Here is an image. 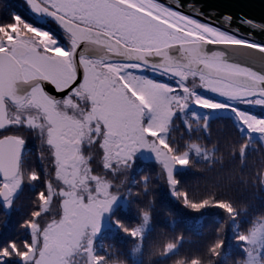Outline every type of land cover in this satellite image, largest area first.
Instances as JSON below:
<instances>
[{
  "label": "snow or ice",
  "instance_id": "6c2138e0",
  "mask_svg": "<svg viewBox=\"0 0 264 264\" xmlns=\"http://www.w3.org/2000/svg\"><path fill=\"white\" fill-rule=\"evenodd\" d=\"M25 2L36 23L17 13L0 21V131L13 126L8 103L34 111L16 126L39 128L50 145L71 125H86L99 139L101 130L135 128L145 115L162 119L189 101L232 111L240 103L264 106V42L241 35L231 13L216 23L203 5L183 0ZM236 19L264 31V19ZM13 254L24 256L14 242L0 248V264Z\"/></svg>",
  "mask_w": 264,
  "mask_h": 264
},
{
  "label": "trees",
  "instance_id": "16d2710c",
  "mask_svg": "<svg viewBox=\"0 0 264 264\" xmlns=\"http://www.w3.org/2000/svg\"><path fill=\"white\" fill-rule=\"evenodd\" d=\"M12 13L36 23L22 0H0V21L8 22ZM181 108L172 107L165 130L152 128L167 154L186 153L184 165L170 176L161 162L134 160L114 173L99 165L98 149L90 157L93 170L109 178L110 191L125 198L92 242L95 264H264V145L259 137L264 129L242 122L251 127L250 120L264 121V109L244 103L236 111ZM14 109L8 103V117ZM9 120L13 126L0 136L24 141L16 174L24 182L13 196L0 199V248L14 242L24 254L30 225L57 216L58 206L42 204L46 184L56 190L60 183L37 130ZM33 173L39 178L31 179ZM53 198L57 203L58 196ZM21 257L13 254L7 264H22Z\"/></svg>",
  "mask_w": 264,
  "mask_h": 264
},
{
  "label": "rangeland",
  "instance_id": "374dc122",
  "mask_svg": "<svg viewBox=\"0 0 264 264\" xmlns=\"http://www.w3.org/2000/svg\"><path fill=\"white\" fill-rule=\"evenodd\" d=\"M204 94L210 96L212 101H222V98L212 96L211 93ZM222 102L226 103V101ZM244 104L259 111V105L253 102ZM179 106L182 110H187L188 107L206 108L197 106L191 101ZM260 107L264 109V106ZM14 110L11 111L9 117L17 119L19 116L23 123L25 122L22 119L24 116H36L34 111L29 114ZM245 114L248 117L247 113ZM171 116L172 108L164 118L155 121L150 114H147L135 128L114 129L109 136H105L101 130L99 139H95L94 135H89L86 125L83 128L79 125H71L67 135L55 139L52 145L49 144L46 132L42 134L41 130L36 128L42 137V143L49 147L54 175L60 183V187L56 190L53 189L52 184H46L47 196L42 208L47 203L53 209L58 206V214L57 216L53 214L43 225L36 223L30 225V227L33 226V230L28 249L20 258L22 264H95L92 257V242L101 228L103 229L108 224L110 213L119 203L123 204L125 198L110 191L109 178L93 170L90 157L94 158L93 154H96L98 149L100 151L99 165L104 169H111L114 173L119 171L118 167L122 168L126 164H132L134 160L136 162L137 160L161 162L170 176L175 168L184 165L186 153L176 157L170 156L160 146L161 141L155 135L156 132L148 134L143 129L151 127V129L164 128L165 130L164 126L167 125ZM242 122L249 129H264L262 119L248 121L251 127L245 124L244 120ZM259 137L264 145V130ZM110 164H114V167L110 168ZM22 182L24 181L21 176L15 175L1 182V185L5 183L9 187L10 196H13L21 187ZM54 196H58L57 203L53 200ZM251 237L254 239L255 235ZM47 244L50 245L48 252L44 250Z\"/></svg>",
  "mask_w": 264,
  "mask_h": 264
},
{
  "label": "water",
  "instance_id": "95a60500",
  "mask_svg": "<svg viewBox=\"0 0 264 264\" xmlns=\"http://www.w3.org/2000/svg\"><path fill=\"white\" fill-rule=\"evenodd\" d=\"M22 1L26 4L25 0ZM183 2L185 5L192 3L194 7H200L203 5L202 10L216 23H222L220 19L222 14L231 13L234 17L231 26L239 27L241 35L247 36L251 34L253 39L264 42V31L260 29H252L236 19V17H239L240 15H243L246 18H255L256 21L264 19V0H183ZM184 10L186 13L192 14V9L185 7ZM211 10H215L214 14ZM7 120L6 112V121ZM0 140H3V144H0V178L8 180L15 176L18 171L21 145L18 142L19 138L11 134L1 137ZM9 196L10 190L8 186L3 183L0 188V199L6 200ZM32 230L33 226L30 227V232H32ZM44 250L48 252L50 250V245L47 244Z\"/></svg>",
  "mask_w": 264,
  "mask_h": 264
},
{
  "label": "flooded vegetation",
  "instance_id": "af4514ba",
  "mask_svg": "<svg viewBox=\"0 0 264 264\" xmlns=\"http://www.w3.org/2000/svg\"><path fill=\"white\" fill-rule=\"evenodd\" d=\"M3 136H5V135H3ZM3 136H0V138L3 137Z\"/></svg>",
  "mask_w": 264,
  "mask_h": 264
}]
</instances>
